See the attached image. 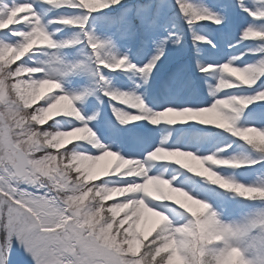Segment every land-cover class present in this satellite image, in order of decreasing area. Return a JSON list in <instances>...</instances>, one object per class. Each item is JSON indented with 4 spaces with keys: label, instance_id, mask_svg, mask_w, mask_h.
<instances>
[{
    "label": "snow or ice",
    "instance_id": "snow-or-ice-1",
    "mask_svg": "<svg viewBox=\"0 0 264 264\" xmlns=\"http://www.w3.org/2000/svg\"><path fill=\"white\" fill-rule=\"evenodd\" d=\"M0 264H264V0H0Z\"/></svg>",
    "mask_w": 264,
    "mask_h": 264
},
{
    "label": "bare ground",
    "instance_id": "bare-ground-1",
    "mask_svg": "<svg viewBox=\"0 0 264 264\" xmlns=\"http://www.w3.org/2000/svg\"><path fill=\"white\" fill-rule=\"evenodd\" d=\"M101 164H103L104 162L102 161V162H100Z\"/></svg>",
    "mask_w": 264,
    "mask_h": 264
}]
</instances>
